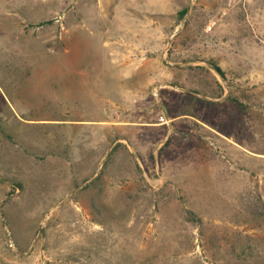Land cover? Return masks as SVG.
Returning <instances> with one entry per match:
<instances>
[{
	"label": "rangeland",
	"instance_id": "obj_1",
	"mask_svg": "<svg viewBox=\"0 0 264 264\" xmlns=\"http://www.w3.org/2000/svg\"><path fill=\"white\" fill-rule=\"evenodd\" d=\"M0 264H264V0H0Z\"/></svg>",
	"mask_w": 264,
	"mask_h": 264
},
{
	"label": "trees",
	"instance_id": "obj_2",
	"mask_svg": "<svg viewBox=\"0 0 264 264\" xmlns=\"http://www.w3.org/2000/svg\"><path fill=\"white\" fill-rule=\"evenodd\" d=\"M186 13H187V10H186V9H185V10H182V11L180 12L179 16H180V17H183ZM214 69L217 71V73H218L219 75H221L222 77H224V73H223V71H222L218 66H214Z\"/></svg>",
	"mask_w": 264,
	"mask_h": 264
}]
</instances>
